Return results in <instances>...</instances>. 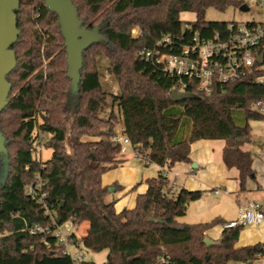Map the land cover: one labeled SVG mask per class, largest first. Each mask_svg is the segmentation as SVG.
Here are the masks:
<instances>
[{"label":"trees","instance_id":"16d2710c","mask_svg":"<svg viewBox=\"0 0 264 264\" xmlns=\"http://www.w3.org/2000/svg\"><path fill=\"white\" fill-rule=\"evenodd\" d=\"M70 1L82 26L99 27L102 36L83 51L76 92L66 73L57 15L43 0H21L15 11L20 31L12 46L16 66L7 76L12 87L0 112L6 147L0 158H7L0 184V264H95L63 254L51 234L27 230L34 223L52 227L66 221L76 229L88 223L83 237L73 233L71 238L86 249L106 250L105 264H251L264 254V245L237 247L242 225L228 226L218 217L202 223L177 220L203 191H174L164 169L189 162L192 142L221 139L223 164L238 170L239 191H244L254 170L251 154L241 147L250 141L248 121L264 119L252 109L264 101V84L247 74L210 95L188 89L193 98L174 101L170 90L176 87L175 77L138 55L163 35L182 42L194 32L209 37L224 31L229 21L206 20V11L238 8L243 0ZM183 12L195 14V20L183 21ZM99 55L108 59L119 87L120 94L113 96L118 116H99L107 96L95 64ZM120 121L135 154L161 170L144 180L146 188L136 194L133 207L117 211L106 196L109 187L121 186H103L101 176L123 162L121 146L113 139ZM40 133L47 135L43 145L51 150L46 160L33 156ZM38 179L42 186L30 193L28 186ZM217 224L224 226L208 247L203 238Z\"/></svg>","mask_w":264,"mask_h":264},{"label":"built area","instance_id":"2783aa9c","mask_svg":"<svg viewBox=\"0 0 264 264\" xmlns=\"http://www.w3.org/2000/svg\"><path fill=\"white\" fill-rule=\"evenodd\" d=\"M252 1L258 7L264 6V0ZM242 3L248 5L244 0ZM183 27L189 25L184 23ZM167 48L170 51H166ZM138 55L157 65L164 74L175 77L176 87L173 89L178 92L191 93L188 90L191 89L210 95L216 87L223 88L247 74H254L255 81L264 84V22H229L222 32H215L209 37L194 32L182 42H174L169 35H163L153 48L143 49ZM253 107L264 112V101L255 102ZM118 134L121 135L116 131L113 139L119 142L123 154L126 145L130 144L128 138ZM42 184L38 179L28 186V191L32 193ZM238 211V218L226 225H256L264 220V205L259 202L239 204ZM27 230L31 234H51L56 244L62 247L63 254L70 255L75 261L84 259L83 254L73 255L69 251V247H80L71 238L76 231L71 221L52 227L34 223Z\"/></svg>","mask_w":264,"mask_h":264},{"label":"rangeland","instance_id":"374dc122","mask_svg":"<svg viewBox=\"0 0 264 264\" xmlns=\"http://www.w3.org/2000/svg\"><path fill=\"white\" fill-rule=\"evenodd\" d=\"M248 3V10L247 11H241L237 7H228L225 11H219L214 8H209L206 11L205 19L209 21H229V22H246V21H255V22H264V6L258 7L252 0H244ZM180 18L183 21H193L195 20V14L190 12H183L180 14ZM133 32V31H132ZM137 29H134V33H137ZM95 64L98 70L99 74V81L101 84L102 90L107 94L105 98V105L104 107L99 111V116L101 118H107L110 114V112H113L115 115L118 116L119 110L117 103L113 100V96H118L120 94L118 84L116 82V79L114 77V74L110 68L109 61L104 55H99L95 58ZM41 68L45 70L46 68V60L43 59ZM252 109H254L252 105ZM264 114V112H262ZM239 122H244L243 118L239 119ZM249 127H250V145L253 147L259 146L264 142V119H252L248 121ZM120 124H117L116 129L118 128ZM119 137H122L120 134H118ZM47 139V135L40 133L37 143V150L33 152V156L39 160H46L51 155V150L48 148H45L43 143ZM84 139H89L88 137H85ZM4 146H5V139H4ZM6 149V147H5ZM0 150L5 153L1 148ZM133 148L129 145H126V150L123 153V156L125 157V160L123 162L116 166L118 167L117 171L119 172V177L122 179L124 177L125 179H134L133 183L131 184L130 188L137 184L135 190L129 191L130 193L134 191H138L139 187L144 183V180L146 178H150L155 176L161 168L154 164V163H148L144 156H135L133 153ZM6 162L7 158L2 159L0 158V184L5 181L6 178ZM122 164L130 165L132 168L130 169L131 173L127 170H125V167H121ZM192 164H197L196 161L191 162ZM115 167V168H116ZM166 169V168H165ZM198 170L199 174L197 175V179H199L200 176H205V179L207 181H210L207 185H201L195 188V190H202V196L195 201H191L186 208V211L184 215L177 218L179 222L183 223H202V222H208L216 217L221 218L224 220V222H229V220L234 219L236 220L238 218V204L235 202V194L230 192L227 187L225 186H219V184L216 182L214 177H211L209 179L208 173L201 172L199 168H195V170ZM166 173L170 179H174L175 172L180 173V170H178L175 166L171 167L170 170L166 169ZM182 173V171H181ZM218 175V173H215ZM183 175V174H182ZM179 174V176L176 178V184L177 186L183 187V177ZM223 178H227V176L224 174ZM219 176V175H218ZM228 180L232 178H227ZM201 187V188H200ZM225 187V188H223ZM112 188V187H109ZM108 188V189H109ZM129 188V189H130ZM178 188V189H180ZM215 190L218 191V194H214ZM140 193V192H138ZM239 194V193H238ZM118 196V190L114 192H110L108 196H106V201H110V198H116ZM237 198L240 199L243 203L252 202V197L239 194L237 195ZM248 201H247V200ZM118 209L121 210V208ZM221 224H217L213 227H211L209 230H207L206 234L212 236L213 232L217 230L220 227ZM252 225H244L243 227H250ZM88 227L87 222L81 223L78 228L75 231V234L78 238H81L85 235L86 229ZM214 240V239H212ZM69 251L71 254L81 253L84 256V259L87 261H92L95 264H102L106 261L107 257V251H100L95 252L89 249L84 248L82 245L79 248H76L74 246L69 247ZM262 259L257 258L254 260L251 264H261ZM228 264H247V263H238L231 261Z\"/></svg>","mask_w":264,"mask_h":264},{"label":"crops","instance_id":"0c3cea01","mask_svg":"<svg viewBox=\"0 0 264 264\" xmlns=\"http://www.w3.org/2000/svg\"><path fill=\"white\" fill-rule=\"evenodd\" d=\"M120 124L118 128L116 129L117 132L121 133L122 135V123L121 121L118 123ZM224 140L221 139H201L194 141L190 144L189 148V162H177L171 167H176L178 170H180V173L175 172V177L180 175H184L183 179V188L188 190H195L198 186L201 185H207L210 181H207L205 179V176H200L199 179H197V175L199 174L198 170L195 168H199L201 172L208 173L209 179L211 177L216 178L215 183L217 182L219 186H225L227 189L235 194V202L236 204H243V202L237 198V195L242 194L246 196L252 197V200L255 202H259L264 205V142L259 146H251L250 143H244L242 145V149L245 151H248L251 154L252 157V169L254 170V177H247L245 179V190L239 191V183H238V170L234 167L232 168H226L222 161V149L224 146ZM129 146V145H128ZM134 155L135 152L133 151ZM121 158L125 160V157L123 154L121 155ZM196 161V166H191V162ZM121 167H125L124 169L130 171L132 166L122 164ZM170 167V168H171ZM168 168V170H170ZM118 167L112 168L110 170H107L103 175L101 176V183L103 186H121L118 190V196L116 198H110V200H114V206L117 211H120L119 208H131L133 207L135 203V197L138 192H143L146 188V185L143 184L139 187L138 191H134L130 193L128 190L133 183L134 179H125L122 177L120 179L119 172L117 171ZM165 174L169 182L173 185L174 191H177L180 186H177L176 184V178L170 179L167 175L166 169H164ZM182 171V173H181ZM218 173L216 175L215 173ZM226 175L227 178H232L228 180L227 178H223V175ZM182 175V176H183ZM223 187V188H225ZM201 188V187H200ZM112 188L110 192H114ZM217 191V190H215ZM108 193V195H109ZM239 193V194H238ZM214 194H218L214 193ZM107 195V196H108ZM247 200V199H246ZM248 201V200H247ZM190 203V202H189ZM245 203V202H244ZM189 205V204H188ZM234 219L229 220L233 221ZM226 223H228L226 221ZM225 223V224H226ZM224 224H221L220 227L213 232V235H208L211 239H217L221 233V230L223 228ZM254 243H261L264 245V220L260 222L259 224L252 225L250 227H243L239 233L236 246H244V245H251ZM258 258L262 259L261 264L264 263V254ZM231 262V261H230ZM229 263V262H228ZM227 263V264H228ZM241 263V262H238Z\"/></svg>","mask_w":264,"mask_h":264},{"label":"water","instance_id":"95a60500","mask_svg":"<svg viewBox=\"0 0 264 264\" xmlns=\"http://www.w3.org/2000/svg\"><path fill=\"white\" fill-rule=\"evenodd\" d=\"M21 0H0V112L6 106L11 90V83L7 76L16 66L15 53L12 46L16 43L20 34L17 28L15 11L19 7ZM44 5L50 12H54L58 17V24L61 35L64 39L66 52L67 76L71 80L70 87L73 92L78 90L80 81V69L82 67L83 51L92 44L102 39L99 27L92 30L82 26V21L77 16V9L70 0H43ZM241 11H247L248 6L242 3L239 7ZM258 61H261L258 58ZM170 96L174 101L193 98L194 94L188 92H178L170 90ZM0 148L5 152L4 137L0 132ZM192 166H196L192 164ZM112 188H109L111 191ZM203 242L206 246L214 245L216 242L205 236ZM105 264V263H102Z\"/></svg>","mask_w":264,"mask_h":264}]
</instances>
